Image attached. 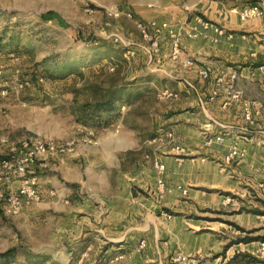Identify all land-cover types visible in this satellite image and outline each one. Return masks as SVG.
<instances>
[{"label":"crops","instance_id":"1","mask_svg":"<svg viewBox=\"0 0 264 264\" xmlns=\"http://www.w3.org/2000/svg\"><path fill=\"white\" fill-rule=\"evenodd\" d=\"M252 4L264 11V0H164L136 11L139 22L167 21L183 32L196 28L202 34L184 39V55L178 61L169 58L163 36L158 47L147 50L151 70L163 71L184 85L150 92L159 102L148 110L145 141L122 115L110 120L116 133L100 135L95 158L79 164L82 150L58 158L64 180L81 184L89 176L100 184L58 217L72 226L76 215L83 216L87 228H79L83 222L77 221V238L87 244L93 232L100 233L111 242L104 251H112V264L119 255H124L119 264H182L172 260L180 253L195 256V264H264L258 255L264 241V197L258 189L264 182V16L242 21L239 15ZM197 16L212 27L202 29L194 21ZM184 57L191 58V66L183 67ZM202 69L209 70L206 80L199 76ZM233 74L235 91L255 112L252 124L245 122L241 102L223 106V86L216 100L209 101L214 81L229 83ZM217 134L224 142L208 143ZM146 143L148 153L141 151ZM233 145L245 149L246 155L227 163ZM128 152L135 154L125 169ZM155 161L165 166L163 194L157 190ZM179 187L187 189L186 196ZM227 198L233 199L228 209ZM228 223L262 239L230 245L241 232ZM142 240L145 247L139 249Z\"/></svg>","mask_w":264,"mask_h":264},{"label":"rangeland","instance_id":"2","mask_svg":"<svg viewBox=\"0 0 264 264\" xmlns=\"http://www.w3.org/2000/svg\"><path fill=\"white\" fill-rule=\"evenodd\" d=\"M163 3L0 0V253L17 250L14 257L0 259V264H112V251H104L111 242L104 241L100 233L93 232L87 244L77 238L76 222H83V216L75 214L72 226L68 219L58 217L68 212L72 202L84 201L92 188L100 189L95 177H83L81 184L70 182L62 177L58 158L43 161L35 174L42 189L55 190L56 197L12 215L7 212L6 199L22 178L8 171L4 163L13 159L15 148L35 138L71 142L74 152L62 158L82 150L79 164L90 156L95 158L100 153V135L117 132L110 126L114 116L84 121L93 113L86 105L103 98L130 95L128 104L119 105L121 113L114 119L124 115L140 132L141 140H146L147 113L157 101L150 92L184 85L146 65L147 50L153 45L143 38L136 11ZM84 128L98 132L93 131L95 144L83 143ZM141 151L148 153L147 143ZM132 154H126L125 169L132 165ZM79 228L87 226L83 222Z\"/></svg>","mask_w":264,"mask_h":264},{"label":"built area","instance_id":"3","mask_svg":"<svg viewBox=\"0 0 264 264\" xmlns=\"http://www.w3.org/2000/svg\"><path fill=\"white\" fill-rule=\"evenodd\" d=\"M130 14V12H127ZM240 18L242 21L253 20L255 18H261L264 16V11L258 5H248L243 7L240 10ZM130 16V15H128ZM194 21L197 24H200L202 29L207 30L212 27V25L203 20V18L197 16L194 17ZM138 28L145 39L152 40L153 47H157L158 38L165 36L169 42V58L172 61H178L184 55L183 41L185 38L194 40L197 37L201 36L202 32L194 28L190 31L183 32L182 29H176L172 27L167 21H152L149 24H144L138 22ZM152 32V35L150 34ZM184 68H187L192 65V60L189 57H184L182 61ZM264 72V67L262 68ZM199 76L201 79L206 80L209 78L210 73L208 69H202L199 71ZM235 74L230 76L229 83H224L221 78L214 81L211 86L209 101H215L218 97L220 87L223 86L226 93V100L223 103L224 107L231 106L232 103L241 102L242 111L244 120L248 124L253 123L254 111L250 103L242 101L239 92L235 91L233 82L235 80ZM87 130V136L83 139V143L87 145H93L96 142V137L94 132L90 129L84 128ZM244 132H248V128L242 129ZM216 141L218 143L224 142V136L222 134H217L208 140V143L211 141ZM74 145L71 142H57L52 139H41L35 138L24 142L15 148V156L9 162L4 163V167L11 171L16 176L22 178L17 189L11 191L6 199L7 212L12 215L18 214L23 209L40 204L45 201L47 198L56 197L55 190H45L42 189L38 181V176L35 174L36 168H38L39 163L46 161L48 159H56L69 155L74 152ZM246 155V150L243 148H238L236 145H233L229 148V152L225 157L227 163H231L234 160H242ZM204 159H202L203 161ZM154 167L158 173L157 180V190L159 194H163L165 190V182L162 178V175L165 171V166L159 162H154ZM258 189L261 195L264 197V182H261L258 186ZM183 196H186L188 191L185 188L179 187ZM233 199L227 198L225 200V205L232 204ZM164 217H169L168 214L161 213ZM145 247V241L142 240L138 244V248L142 249ZM259 257H264V241H261L258 249ZM124 255L117 256L116 260L123 259ZM173 262L182 263V264H195L197 258L195 256H188L185 254H178L174 257Z\"/></svg>","mask_w":264,"mask_h":264},{"label":"trees","instance_id":"4","mask_svg":"<svg viewBox=\"0 0 264 264\" xmlns=\"http://www.w3.org/2000/svg\"><path fill=\"white\" fill-rule=\"evenodd\" d=\"M252 5H255V4H252ZM129 100H130V95H128L126 98H116V99H111V100H106L105 98H103L99 101H96L93 105L88 104V105H86V107L92 108L93 113L86 115V120H84V121H87V122L96 121V120L100 119V117H103V116H110V117L114 116L115 117V115L118 113V111L120 109L119 105L120 104L121 105L128 104ZM93 131L96 134H98L97 131H95V130H93ZM228 224L234 226L241 233H244V236H240V237H237L235 240H232L230 242V245L236 244V243H244L245 244V243H250V242L262 239L260 237L249 236V234L251 232L245 231V230L239 228L238 226H236L235 224H232V223H228ZM225 247H228V246H225ZM16 252H17V250L15 248H12V249H9L5 252H2V253H0V259L7 260L11 257H14ZM37 258H38V256H37Z\"/></svg>","mask_w":264,"mask_h":264}]
</instances>
